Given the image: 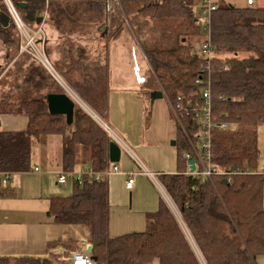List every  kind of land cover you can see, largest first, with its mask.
I'll use <instances>...</instances> for the list:
<instances>
[{
	"label": "trees",
	"instance_id": "1",
	"mask_svg": "<svg viewBox=\"0 0 264 264\" xmlns=\"http://www.w3.org/2000/svg\"><path fill=\"white\" fill-rule=\"evenodd\" d=\"M12 1L16 5L26 3L25 8H18L32 24L27 16H41L45 11L43 23L60 34L97 31L104 24L106 41L129 35L146 56L157 83L154 90H161L169 103L180 96L182 104L187 105L198 102L201 85L207 82L213 115L217 121L228 123L226 128L212 130L211 161L226 174L213 175L211 179L186 172L182 154L189 146L178 123L179 171L160 173L158 177L180 219L160 201L156 211L146 213L143 231L110 236L107 182L87 179L73 183L70 195L51 197L48 214L53 221L87 228L90 255L103 264H147L154 259L159 264H200L189 237L205 264H256L257 257L264 255V170L258 167L257 145V128L264 123V5L216 3L208 23L215 56L210 68L202 72L205 60L196 44L204 37L199 12L195 10L203 0H118L119 7L116 5L115 12L109 13L107 22L108 0ZM0 10L5 12L1 0ZM9 26L11 23H0V37L12 42ZM65 61L66 77L73 80L72 72H78L81 82L73 81L80 96L105 119V62L89 66L71 53ZM36 74L40 78L38 88L51 85L41 71ZM199 78L202 84L197 82ZM45 95L40 92L14 105L0 104V115L23 114L28 119L24 130H0V170L27 171L33 138L47 134H57L62 139V171L84 163L94 170L104 169L112 138L76 105L73 122L66 125L63 115L48 112ZM180 118L192 136L196 123L184 113ZM74 244L52 243L49 247L62 249L54 248L46 257H0V264H69L66 255L77 249Z\"/></svg>",
	"mask_w": 264,
	"mask_h": 264
},
{
	"label": "crops",
	"instance_id": "2",
	"mask_svg": "<svg viewBox=\"0 0 264 264\" xmlns=\"http://www.w3.org/2000/svg\"><path fill=\"white\" fill-rule=\"evenodd\" d=\"M212 1L215 3L224 1L233 3L239 7L246 6L245 0ZM3 13L5 12L0 10V23L3 26H6L4 23ZM105 45V49L107 51H105L104 62L107 65L108 88L107 113L105 116V120L107 122L106 125H108L113 135L112 139L115 138L114 140L116 142H118L117 139H120L125 143L126 149L133 156L134 163L139 169L138 171L136 169L132 170L129 168L123 170L122 172L126 176L125 178L127 179V174L130 172L141 173L137 175L135 173L134 183L131 188L132 190L128 189L130 190L129 193L138 191V193L140 194L146 187L145 183H154V185H156L157 189L160 192L158 206L160 201H162L166 204L169 210L178 219H180L179 212L176 206H174L172 210V206L169 205V202L172 203L173 201L169 197L161 182L153 175V172L159 175L160 173H171L173 171H171V169H168L167 172L151 171L147 169L144 162H142L137 157L138 155H136L125 142V140H129L136 148L142 144V137L146 134L147 129L149 128L148 124L151 122V118H153L154 112V101L152 103L150 102L149 92L151 90H154L155 88L144 89V84L141 85L137 83L133 71H131V69L129 68H124V64L127 63V61L122 63L121 67H118L119 64L114 61L117 50L120 49V53L122 55L123 51H125L123 50L126 48L124 47L126 45L125 37H119L113 42L106 41ZM134 47L136 48L134 44H131L129 50H131V48L133 50ZM138 51L141 53L140 49H138ZM125 53L127 54L126 51ZM146 61L145 63H147L148 66V62ZM141 91H144L145 95L139 93ZM135 97H137L141 105L137 104ZM163 97L165 96L163 95ZM132 103H135L138 105V107H140L136 110L137 114L134 120L132 115L130 113H127L129 112V110H126L127 107L131 108ZM27 123L28 119L23 114L0 115V130L2 131H21L26 128ZM118 133L123 134L125 140ZM170 133L172 134L173 132ZM175 137V143L172 145H176L178 141L177 133ZM160 140L163 142V139ZM61 154L62 139L59 135L47 134L39 135L38 137L33 138L30 152V168L27 171L13 173V177L8 186L5 188H0V257H46L54 248L62 249L59 246L53 248L49 247L52 243L76 242L82 239H85V243H83V245L76 250H81L85 246L88 247V245H91V243L87 239V230H85L82 225L58 224L55 223L52 216L48 214L51 197L70 195L68 193L54 194L55 191H60V189H58L59 187L56 186V184L60 185L57 182V176L58 173L62 171L60 165ZM177 157L178 151L175 155L176 164ZM145 158L147 159V164L152 168H155V165L149 161L151 159L149 158L148 154H145ZM135 161H137L138 164ZM87 167H90L88 163L77 164L71 170H77L79 168ZM144 170H147L148 174L145 173ZM177 171H179L178 167ZM70 183H72V188L74 190L73 183L75 182L70 181ZM68 184L69 181L67 182V184L60 186L68 189ZM124 187L127 190L125 184ZM157 209L158 207L155 210L153 209V211H156ZM153 211L145 212V225L142 230H132L124 233H119L117 235L115 234L114 236L129 232L143 231L146 228V213ZM180 223H182L181 220ZM184 229L186 230L185 226ZM189 239L196 253V256L198 254L199 257L203 260L200 252L191 240V237H189ZM199 257L197 256L201 264ZM147 264H159V262L157 259H154ZM256 264H264V255L257 257Z\"/></svg>",
	"mask_w": 264,
	"mask_h": 264
},
{
	"label": "rangeland",
	"instance_id": "3",
	"mask_svg": "<svg viewBox=\"0 0 264 264\" xmlns=\"http://www.w3.org/2000/svg\"><path fill=\"white\" fill-rule=\"evenodd\" d=\"M254 4L259 6L264 5V0H255ZM114 8H116V4L114 5ZM200 9V6H198L195 10L196 13L200 12ZM199 19L200 28L204 34V18L200 17ZM43 28L46 32V37H48L47 43L45 45V54L54 68L55 72L53 73H50L41 63L37 61L35 62V60L29 54L25 52H19V40L16 36V31L13 26H9V38L12 40V42H7L6 37H0V48H3L0 49V104L4 102L14 105L20 100L38 96L40 95V92L42 95L45 93L47 94L50 89L54 90L53 92H67L74 100H76L77 103H75V105L81 108L84 112L88 113L94 120H96L103 130H105L107 135H109L105 128L107 123L106 120L102 119L95 111L92 110V108L80 96L81 92H78V89L75 87L73 80L81 82L78 72H72V77L74 79L71 80L66 77L64 71L68 65V62L65 61V58L67 54L70 53L75 57H81L82 62L89 64V66L100 61L104 63L105 51H107L105 49V34L107 30L102 36L100 32L101 29L99 30V28L97 31L85 29V31L72 32L70 34H60L47 24H44ZM125 38L126 45L124 47L126 48L123 50H125L127 54L125 51H123L122 55L120 53V49L117 50L114 61L119 64L118 67H121V64L127 61V63L124 64V68H129L131 71H133L135 64L138 65L140 73L143 74L146 79V81L142 83L144 84V89L156 88V80L154 79L149 66H147V63H145L146 56L142 52L140 53L138 51L137 46L136 48L134 47L133 50L132 48L129 50L130 45L133 43L129 35H127ZM199 44H201V41L196 44L197 48L199 47ZM40 71L44 76H46L45 82L51 83V85H48V87H42L41 89L36 85L40 80L36 72L40 73ZM30 77L32 79H30ZM89 93L93 94L90 90ZM139 93L145 95L144 91ZM135 99L137 104L141 105L137 97H135ZM137 104L132 103L131 108H126L127 111L129 110L127 113L132 115L133 120L137 114L136 110L140 108ZM153 109V118H151V122L148 124L149 128L147 129L146 134L142 137V144L140 146L137 148L134 147L129 140L124 139L123 134H118L125 140L127 146L136 155H138L137 157L142 162H144L147 169L151 171L166 172L168 169H171V171H173L171 173H175L177 171L175 155L178 150L177 145H172L171 141H175L176 139L175 135L179 126L178 121L165 97L154 100ZM170 132L173 133L171 134ZM160 139H163V142ZM257 145L259 149L258 167L264 170V123L260 124L257 128ZM196 146L200 148L199 142H196ZM145 154L149 155V158L151 159L149 161L155 165V168H152L147 164ZM135 162L138 164L137 161ZM116 165L117 172L110 174L105 179V181L107 180L108 186V230L110 236L132 230H142L145 225L144 214L146 211H153V209L155 210L158 207L160 194L156 185H154L152 182H149L150 186L148 183H145L146 187L140 194L138 191L129 193V191L132 189H125L124 184L126 176L122 171L128 168L132 170L136 169L137 171L139 170L134 163L133 156L126 148L122 147L120 160L116 163ZM137 174L141 173L137 172L136 175ZM153 175L159 180L157 173L153 172ZM134 177L135 174L133 175V178ZM56 186L59 187L58 189H60V191H55L54 194L72 193L73 188L70 181L68 184V189L63 188L58 184H56ZM173 204V202H169V205L172 206L171 209L175 206V204ZM85 230H87V228H85ZM83 243H85V239L76 241L74 246L78 249L83 245ZM197 256L199 257L198 254ZM200 261L201 264H204V261L201 258ZM13 263L16 264V262ZM55 263L57 264V262H54V264Z\"/></svg>",
	"mask_w": 264,
	"mask_h": 264
},
{
	"label": "built area",
	"instance_id": "4",
	"mask_svg": "<svg viewBox=\"0 0 264 264\" xmlns=\"http://www.w3.org/2000/svg\"><path fill=\"white\" fill-rule=\"evenodd\" d=\"M5 7V13L9 17V23L14 27L16 36L19 40V52L29 54L35 61L41 63L50 73L55 72L51 63L45 54V45L47 43L46 32L43 28V21L40 24H32L25 20L20 13L18 6L12 0H1ZM246 4H253L254 0H245ZM118 4V0H108L106 4L107 20L109 13L114 11V5ZM118 6V5H117ZM199 18H204L205 33L204 39L198 47L199 55L205 60V64L200 67L202 72L208 70L211 66V60L215 56L214 50L211 47V42L208 36V23L212 11L216 8V3L212 0H203L200 4ZM46 12L41 15L43 20L46 17ZM133 74L137 83L142 84L146 81L145 76L140 73L138 65H134ZM202 78H199L197 82L200 84ZM202 84V83H201ZM201 92L198 95V102H190L187 105L182 104L180 96H177L176 102L170 103V108L174 113L178 123L183 129L187 137V143L189 149L184 151L182 157L186 160V172L189 174L199 175L201 178L211 179L213 175L226 174L220 171L215 165H213L211 159V137L212 130L217 128H226L227 122L217 121L213 115L211 92L208 83L201 85ZM184 113L185 116H190L191 119L196 123V130L192 136H189L183 127L180 114ZM109 136L112 138L113 135L108 127L105 126ZM115 139V138H114ZM112 139V140H114ZM119 145L126 148L124 142L117 139ZM196 142H199L200 148L196 146ZM194 160V170L189 169V159ZM117 172L116 163L108 161V165L102 170H94L92 167L79 168L77 170L61 171L58 173L57 182L60 185L67 184L68 181L75 183H82L83 180H105L110 174ZM148 174L147 170H144ZM135 172L128 173V177L125 181L127 189H131L134 183L133 175ZM13 177L11 171L0 170V188H5L10 183ZM69 264H103L97 262L92 258L90 253L87 251V246L81 250L71 252L67 257ZM205 264V263H204Z\"/></svg>",
	"mask_w": 264,
	"mask_h": 264
},
{
	"label": "water",
	"instance_id": "5",
	"mask_svg": "<svg viewBox=\"0 0 264 264\" xmlns=\"http://www.w3.org/2000/svg\"><path fill=\"white\" fill-rule=\"evenodd\" d=\"M17 6L20 8H25L26 3L20 2L17 3ZM5 25L9 24V17L6 13H3ZM27 19L35 24H40L43 21L42 16L28 15ZM101 29L102 36L106 32L105 25L102 24L98 27ZM163 93L161 90H151L149 92V99L152 103L155 99L162 98ZM45 102L47 105V110L51 115H63L65 117L66 125H71L73 122L74 115V106L76 100H74L70 94L67 92H50L45 95ZM175 141H171V144H174ZM121 156V146L115 140H111L108 143V160L111 163H117L120 160ZM190 171L194 170V160L191 158L188 160ZM87 251H91V245H88ZM93 258V257H92Z\"/></svg>",
	"mask_w": 264,
	"mask_h": 264
}]
</instances>
